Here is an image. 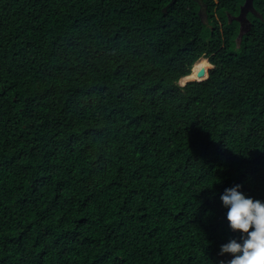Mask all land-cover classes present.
Instances as JSON below:
<instances>
[{"label":"trees","instance_id":"trees-1","mask_svg":"<svg viewBox=\"0 0 264 264\" xmlns=\"http://www.w3.org/2000/svg\"><path fill=\"white\" fill-rule=\"evenodd\" d=\"M170 2L0 0V264L232 259L220 197L264 203V0L239 44L241 0Z\"/></svg>","mask_w":264,"mask_h":264},{"label":"clouds","instance_id":"clouds-1","mask_svg":"<svg viewBox=\"0 0 264 264\" xmlns=\"http://www.w3.org/2000/svg\"><path fill=\"white\" fill-rule=\"evenodd\" d=\"M203 11L204 10L202 9V13ZM232 16L233 15H229L230 18H232ZM232 21L235 20L232 19ZM210 66L212 68L211 64ZM189 81L194 80H188V82ZM196 81L202 80L196 79ZM179 82L178 84H180ZM185 83L187 82L185 81ZM185 83L180 85H185ZM240 188L241 185L227 188L225 189L224 194L220 197L222 204L228 210L227 220L229 221L230 228L233 232L241 234L239 241L237 239H232L226 245H222L220 254L232 255V259L228 261V264H264V203L246 197L240 191Z\"/></svg>","mask_w":264,"mask_h":264},{"label":"water","instance_id":"water-1","mask_svg":"<svg viewBox=\"0 0 264 264\" xmlns=\"http://www.w3.org/2000/svg\"><path fill=\"white\" fill-rule=\"evenodd\" d=\"M194 1L198 2L200 0H194ZM171 2H174V0H171ZM199 5H200V8H199L198 14L204 22H207V14L205 11H203V13H202V5L201 4H199ZM249 12L253 13L254 15H256L258 17H261V14H259V12L253 6V0H245L243 5L240 6L239 14L236 16H232V18L229 17V20H228L229 22H231L233 19L240 24L239 32L237 35L238 44L240 43L243 34L245 32H247L251 26V23H250L249 19L247 18V14ZM209 68H211V66H209L207 69H205L204 67H200L197 71V77L202 78L201 80H205L208 77L207 70ZM205 75H206V77H204ZM186 82H188V80Z\"/></svg>","mask_w":264,"mask_h":264},{"label":"bare ground","instance_id":"bare-ground-1","mask_svg":"<svg viewBox=\"0 0 264 264\" xmlns=\"http://www.w3.org/2000/svg\"><path fill=\"white\" fill-rule=\"evenodd\" d=\"M209 66H210V63L208 62V60L205 57L199 59L194 64L191 74H189L188 76L183 77L180 81L184 82V81H187V80H196V79L201 80L202 78L197 77L198 69L200 67H204L205 69H207ZM204 77H206V75Z\"/></svg>","mask_w":264,"mask_h":264},{"label":"flooded vegetation","instance_id":"flooded-vegetation-1","mask_svg":"<svg viewBox=\"0 0 264 264\" xmlns=\"http://www.w3.org/2000/svg\"><path fill=\"white\" fill-rule=\"evenodd\" d=\"M201 1H202V0H200L199 2H200L201 4H203ZM244 1H245V0H241V2L238 4V5H239V6H238V7H239V11H240V6L243 5ZM253 1H254V0H253ZM239 11H238V13L235 14V15H238V14H239ZM233 16H234V15H233Z\"/></svg>","mask_w":264,"mask_h":264},{"label":"rangeland","instance_id":"rangeland-1","mask_svg":"<svg viewBox=\"0 0 264 264\" xmlns=\"http://www.w3.org/2000/svg\"><path fill=\"white\" fill-rule=\"evenodd\" d=\"M179 83L182 84V83H185V81L184 82L183 81H180Z\"/></svg>","mask_w":264,"mask_h":264}]
</instances>
